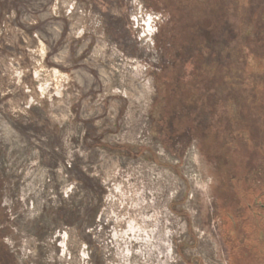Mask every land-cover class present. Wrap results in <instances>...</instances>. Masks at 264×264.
Instances as JSON below:
<instances>
[{
  "label": "rangeland",
  "instance_id": "obj_1",
  "mask_svg": "<svg viewBox=\"0 0 264 264\" xmlns=\"http://www.w3.org/2000/svg\"><path fill=\"white\" fill-rule=\"evenodd\" d=\"M260 2L0 0V264H250Z\"/></svg>",
  "mask_w": 264,
  "mask_h": 264
},
{
  "label": "trees",
  "instance_id": "obj_2",
  "mask_svg": "<svg viewBox=\"0 0 264 264\" xmlns=\"http://www.w3.org/2000/svg\"><path fill=\"white\" fill-rule=\"evenodd\" d=\"M260 4H262V5H264V0H261V2H260ZM261 22L263 23L264 22V15H263V17H262V19H261ZM262 33H264V31H261ZM251 68V67H250ZM262 69H264V68H261V69H258V67H253L252 69H250V71H249V73L252 75V76H254V78H256V77H258V75H262V73H264V70L262 71ZM228 77V76H227ZM229 78V77H228ZM228 78H224V81H225V83H229L228 81H229V79ZM235 80L236 81H239V79H237V78H235ZM256 80V79H255ZM235 82V81H234ZM231 87H233V85H231ZM239 101V98L237 97L236 98V102H238ZM235 102V103H236ZM234 104V103H233ZM259 106H261L260 105V103H259ZM263 107V106H262ZM262 112H264L263 111V109H262ZM241 117H243V114H242V116ZM238 120H240L239 118H238ZM247 128V127H246ZM248 129V128H247ZM261 136V139H262V137L264 136V133L262 134V135H260ZM248 138L247 139H249V136H247ZM261 139H260V141H261ZM247 141H251V140H247ZM258 142L257 144H256V148L258 149H260V150H264V146L261 144V142ZM254 142V141H253ZM251 170V169H250ZM245 173H247V172H245ZM245 173H243V175L241 176V177H248V175H246ZM259 190H257V189H255L254 188V186L251 188V190L249 191H246L245 192V194H243L242 195V199L244 200L247 196H249V195H251V196H253V199L255 200V199H258L259 200V202L257 203V209H258V211L257 212H253L252 211V207H253V202L252 203H250V202H247L246 203V207H247V209H249L250 211H251V214L253 215V217H252V219H251V221L252 222H254V223H256V222H261V223H264V194H262V193H260V192H258ZM260 195V197H258ZM250 201V200H249ZM255 205V204H254ZM248 230H245V231H243L242 233L243 234H240V232H239V236L241 237L242 235H244L245 236V238H247V240L249 239V238H255V239H257V242H258V245H260L261 247H263V251H264V235L263 234H255V231H259V232H262L263 231V229L261 228V227H259V228H255V229H251V228H247ZM245 232V233H244Z\"/></svg>",
  "mask_w": 264,
  "mask_h": 264
},
{
  "label": "flooded vegetation",
  "instance_id": "obj_3",
  "mask_svg": "<svg viewBox=\"0 0 264 264\" xmlns=\"http://www.w3.org/2000/svg\"><path fill=\"white\" fill-rule=\"evenodd\" d=\"M258 197H260V195L258 196ZM259 202V200L258 199H255V200H253V207H252V211L253 212H257L258 211V207H257V203ZM255 204V205H254ZM235 216L236 215H234V219H235ZM233 219V220H234ZM234 222V221H233ZM252 227H253V229H255V228H259V227H261L262 229H263V231L262 232H259V231H255V234H263L264 235V223H261V222H256V223H253V225H252ZM255 227V228H254ZM233 240H235L236 242H233V245H238V247H243L244 245H243V243H244V241H246L245 240V238H243V239H239V241H237V239L235 238V239H233ZM249 241H251L250 243V247H248V248H246L247 250H246V253H247V256H249V258L251 257L252 258V260H250L249 262H250V264H264V261H261L262 260V258H264V255L263 256H261L260 254H259V252H262V253H264V251H263V247H261L260 245H258V242H257V239H255V238H249L248 240H247V242H249ZM238 242H239V244H238ZM235 243V244H234ZM244 244H246V243H244ZM238 247H234V250L236 251V249L238 248Z\"/></svg>",
  "mask_w": 264,
  "mask_h": 264
},
{
  "label": "built area",
  "instance_id": "obj_4",
  "mask_svg": "<svg viewBox=\"0 0 264 264\" xmlns=\"http://www.w3.org/2000/svg\"><path fill=\"white\" fill-rule=\"evenodd\" d=\"M142 18V16H139L138 18H135L134 19V23H135V25H137V23H138V21H139V19H141ZM160 20V17L158 16V15H147L146 16V18H145V22H143L142 24H143V26L145 27V29L147 30H145L144 32V35H143V37H151L153 34H154V31H156L157 30V28H156V23L158 22ZM141 21H143L142 19H141ZM137 27V26H136Z\"/></svg>",
  "mask_w": 264,
  "mask_h": 264
}]
</instances>
